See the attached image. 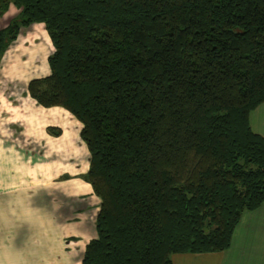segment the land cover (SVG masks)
Masks as SVG:
<instances>
[{
    "label": "trees",
    "instance_id": "trees-1",
    "mask_svg": "<svg viewBox=\"0 0 264 264\" xmlns=\"http://www.w3.org/2000/svg\"><path fill=\"white\" fill-rule=\"evenodd\" d=\"M11 5L0 60L42 24L49 73L26 92L82 124L100 204L81 264L226 250L264 202V0H0V18Z\"/></svg>",
    "mask_w": 264,
    "mask_h": 264
},
{
    "label": "crops",
    "instance_id": "crops-1",
    "mask_svg": "<svg viewBox=\"0 0 264 264\" xmlns=\"http://www.w3.org/2000/svg\"><path fill=\"white\" fill-rule=\"evenodd\" d=\"M5 15L0 27L6 23ZM40 28L44 26L31 25L8 47L0 62L18 60L7 66L19 76L3 74L1 82L26 86L27 69L17 66L19 53L11 51H17L20 42L39 43L36 35ZM44 46L34 55H45ZM20 53L21 60L31 57L28 52ZM2 99L16 111L4 108ZM249 122L252 130L264 137V102L251 111ZM81 127L69 111L38 105L26 89L21 93L0 90V264H81L86 244L97 235L95 219L100 204L83 178L89 151L80 137ZM171 262L264 264V202L242 213L226 250L174 253Z\"/></svg>",
    "mask_w": 264,
    "mask_h": 264
},
{
    "label": "rangeland",
    "instance_id": "rangeland-1",
    "mask_svg": "<svg viewBox=\"0 0 264 264\" xmlns=\"http://www.w3.org/2000/svg\"><path fill=\"white\" fill-rule=\"evenodd\" d=\"M15 11H16V8L13 5H11L10 11L6 13L5 17H7V15H9L10 12L14 13ZM37 30L38 31H37V35L36 36L37 37L40 36L39 37L40 38L39 43L32 42V41H27L26 44L27 43L28 44L25 45V44H22V42H20L21 45L19 44L20 46H18V50L19 51L18 50L14 51L16 48L14 50L10 49V50H12L11 51L12 54L14 52H18L19 53L18 59L21 62L18 63L17 66H21V68H23L24 70L27 69L26 72H25V74L27 73L26 76H25V80L29 78L28 81L32 78L31 76L38 77L39 75L43 76V75H46V74L49 73V68H47V61L46 60H47V55L51 52V50L53 48L51 47L52 46L51 45V41H50V39H48L46 31L43 28H40V29H37ZM24 31H28V28L23 29L21 32H24ZM29 32H27V33H29ZM21 38H19V40H22ZM47 42H49V43H47ZM42 44H45L44 49H46V54L45 55L43 54V56H41V54L39 52V57H37L35 55H38V54H35V53L39 50L38 47H40ZM28 49H30V50L28 51ZM20 52H28V53H30L31 57L29 58L28 61L27 60L26 61L21 60V57H20L21 53ZM11 53H10V58L12 59L13 57H12ZM7 54L8 53H6V55ZM8 61H10V60L3 61V63L0 62V78L2 77L3 74H4L5 77L10 76L12 78L15 77V76H19L18 73H16L12 69H9V67L7 66L8 64L17 63L18 60L16 62L15 61H12V62L10 61L9 63H8ZM22 66H26V68L22 67ZM33 72H35V73H33ZM22 78L24 79V77H22ZM15 82L13 81V83H14L13 86H8V82L7 83L3 82V81L1 82V79H0V90H3V91H6V90L7 91H11L12 90L13 91L14 90L15 92H18V93H21V92L25 91V89H26L25 87L26 86H24V85L20 86V83H18V82L15 83ZM2 100H3L2 101V105H3L4 108H7L8 110H10L11 113L16 111L15 108L11 107L4 99H2ZM10 101H12V100H10Z\"/></svg>",
    "mask_w": 264,
    "mask_h": 264
}]
</instances>
